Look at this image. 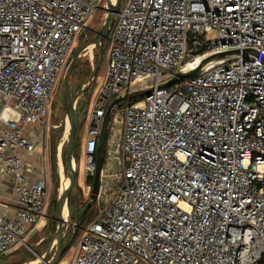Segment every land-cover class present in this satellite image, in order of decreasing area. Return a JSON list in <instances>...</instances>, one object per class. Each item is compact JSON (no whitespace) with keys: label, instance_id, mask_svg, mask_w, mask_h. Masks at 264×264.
<instances>
[{"label":"built area","instance_id":"1","mask_svg":"<svg viewBox=\"0 0 264 264\" xmlns=\"http://www.w3.org/2000/svg\"><path fill=\"white\" fill-rule=\"evenodd\" d=\"M100 3L0 0V176L13 177L19 203L0 195V255L48 224L54 93ZM107 59L82 144L85 197L110 103L153 90L114 107L99 212L60 264H264V0H122ZM65 221L75 229L69 208Z\"/></svg>","mask_w":264,"mask_h":264},{"label":"rangeland","instance_id":"2","mask_svg":"<svg viewBox=\"0 0 264 264\" xmlns=\"http://www.w3.org/2000/svg\"><path fill=\"white\" fill-rule=\"evenodd\" d=\"M107 9H108V1L101 0L99 8L95 11L92 19L90 20L87 28L80 33L78 36L74 49L71 54L72 59L76 54L77 50L87 44L90 40H92L98 31L103 27L106 17H107ZM213 36V35H211ZM98 54L97 47L93 46L91 49L88 48L85 52H83L78 60V64L80 68H94L96 65V55ZM93 57V60L91 59ZM107 54H105L103 63L97 73V76L90 86V88L80 96L77 105V122H76V134L81 145V148L78 151V158L76 161L77 164V177L74 190L72 192V198L78 201L79 204H82L86 201V198L89 200L88 193L86 192V184H87V176L85 171V157L83 156L82 144L86 140V130L88 124V117L90 114V107L93 98L97 92V89L102 82L106 69H107ZM71 61V60H70ZM93 70V69H92ZM92 72V71H91ZM74 73V75H73ZM72 73L71 81L76 85L78 91L83 84L86 83L89 76H84L82 73L74 72ZM91 74V73H90ZM65 75V74H64ZM74 90V92H76ZM67 94L65 89V76L60 79L57 89L54 93L53 104H52V114L49 118V124L51 125V129L49 131V136L46 139L47 150L45 151L46 162L48 167L49 174V189H50V198H49V217L47 218L48 224L42 229L39 230L37 235L27 240V244L21 245L17 247L10 255H0V264H41L42 260L41 256H44L45 253L49 250V248L53 244V237L57 230V222L55 220L56 209H57V201L59 199V195L63 188L66 179L68 178V170L66 169L63 161V152L66 151V145L69 138V127L66 129V111H67ZM79 104V106H78ZM65 129L67 130L65 132ZM60 144L62 148L59 149ZM55 149V153H54ZM59 155L58 158V153ZM54 160L57 165L54 170ZM87 200V201H88ZM86 201V202H87ZM92 212H99V206L97 201L90 208L89 212L85 220L83 221L81 228L78 232V235L73 242L72 246L65 252L61 261H71L74 257L76 246L78 241L83 233V231L89 226L92 222L89 220L90 214ZM97 215V214H96ZM95 215V216H96ZM94 216V217H95ZM73 229L68 230L65 236V243H67L73 234ZM56 250V245H54L50 257L54 254ZM60 262L58 264H60Z\"/></svg>","mask_w":264,"mask_h":264},{"label":"water","instance_id":"3","mask_svg":"<svg viewBox=\"0 0 264 264\" xmlns=\"http://www.w3.org/2000/svg\"><path fill=\"white\" fill-rule=\"evenodd\" d=\"M108 1V9H107V17L105 20V23L103 27L96 33V36L90 40L87 44L80 47L74 57L69 62L67 69L65 71V89L67 94V111H66V129L69 127V138L66 145V151H65V159H66V167L68 170V178L69 179V186L67 187V190L64 192H61L59 195V199L57 201V209H56V215L55 220L57 222V230L53 237V244L49 248V250L45 253L44 256H41L40 259L42 260L41 264H58L61 261V258L65 254V252L72 246L73 242L75 241L78 232L81 228V225L83 221L85 220L87 213L89 212L90 208L95 204L97 201V195L99 193L100 188V174L101 169L104 161V150H105V139L108 132V127L110 123V118L112 111L114 107L121 101L128 100V99H135V98H141L146 94H149L153 88L147 87L138 89L135 91H131L128 93H124L117 97L115 100H113L104 117L103 125L101 129L100 139L98 143L97 148V168L96 173L93 179V188L92 192L89 196V200L83 209L82 213L78 217V219L75 222V229L73 231L72 237L70 240L65 243V216L68 211V208L70 206V201L72 200V192L75 187L76 183V177H77V169L75 167V158H74V150H75V142H76V122H77V111H76V105L77 102L82 94H84L92 85L94 82L97 73L103 63L104 60V50L107 48V45L105 44V41L108 39L109 33L111 31V28L114 24L116 13L119 11L121 7L122 0H115L114 2L112 0ZM90 46L97 47L98 50V60L96 65L94 66L88 80L85 84L81 86V88L74 92L72 88V73L75 68V65L77 64L81 54L87 50ZM243 52H254L256 55H258L257 52L251 49H245ZM240 53V50H231L228 52H222V53H216L213 55H210L206 58H204L200 64L193 69L185 70V71H178L175 73V75L168 81L163 82L160 84V87L162 86H169L176 82H179L184 79L192 78L197 76L202 70L208 66L211 63H214L217 60L224 59L227 57L235 56ZM65 129V132L67 131ZM63 144H60L59 149L62 148ZM56 245V250L54 254L50 257V254L52 252V249Z\"/></svg>","mask_w":264,"mask_h":264},{"label":"trees","instance_id":"4","mask_svg":"<svg viewBox=\"0 0 264 264\" xmlns=\"http://www.w3.org/2000/svg\"><path fill=\"white\" fill-rule=\"evenodd\" d=\"M105 44L107 45V40L105 41ZM104 54H107V48L104 50ZM105 57V56H104ZM97 60H98V54L96 55V59H95V63H97ZM93 68H91L90 66H88V68H80L78 62L77 64L75 65V68H74V72H78V73H82L84 76H89L91 71H92ZM79 106V104H78ZM78 108V107H77ZM81 148V145L79 143V140L77 138V134H76V142H75V150H74V158L75 160L77 161V158H78V151L79 149ZM54 153H55V149H54ZM63 161H64V165L66 167V159H65V152H63ZM54 170L56 169L57 165L55 163V160H54ZM67 169V167H66ZM88 199L86 198V201ZM83 202L82 204H79L78 201L75 199L72 198V200L70 201V206H69V209H70V221L71 222H76V220L78 219V217L80 216V214L82 213L83 209L85 208L87 202ZM98 213V212H97ZM97 213H94L92 212V214H90L89 216V220L91 221L94 216L97 214Z\"/></svg>","mask_w":264,"mask_h":264},{"label":"crops","instance_id":"5","mask_svg":"<svg viewBox=\"0 0 264 264\" xmlns=\"http://www.w3.org/2000/svg\"><path fill=\"white\" fill-rule=\"evenodd\" d=\"M0 195L9 208L18 207V196L14 191V179L12 176H0Z\"/></svg>","mask_w":264,"mask_h":264},{"label":"bare ground","instance_id":"6","mask_svg":"<svg viewBox=\"0 0 264 264\" xmlns=\"http://www.w3.org/2000/svg\"><path fill=\"white\" fill-rule=\"evenodd\" d=\"M112 1L114 2L115 0H112ZM92 47L93 46H90L89 48L91 49ZM198 62H199L198 59L197 60H193V61L191 60L190 63L188 64L189 68L196 67L199 64ZM68 186H69V179H66V182L64 183L61 192H64L65 190H67Z\"/></svg>","mask_w":264,"mask_h":264},{"label":"flooded vegetation","instance_id":"7","mask_svg":"<svg viewBox=\"0 0 264 264\" xmlns=\"http://www.w3.org/2000/svg\"><path fill=\"white\" fill-rule=\"evenodd\" d=\"M73 75H74V73H73ZM74 83H75V82L72 83V88H73V90L76 91L77 89H75V88H76V85H75Z\"/></svg>","mask_w":264,"mask_h":264}]
</instances>
